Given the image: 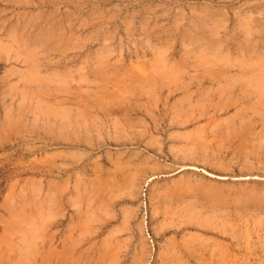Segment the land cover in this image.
Listing matches in <instances>:
<instances>
[{"label": "rangeland", "instance_id": "374dc122", "mask_svg": "<svg viewBox=\"0 0 264 264\" xmlns=\"http://www.w3.org/2000/svg\"><path fill=\"white\" fill-rule=\"evenodd\" d=\"M263 71L264 0H0V264H264Z\"/></svg>", "mask_w": 264, "mask_h": 264}, {"label": "bare ground", "instance_id": "6f19581e", "mask_svg": "<svg viewBox=\"0 0 264 264\" xmlns=\"http://www.w3.org/2000/svg\"><path fill=\"white\" fill-rule=\"evenodd\" d=\"M209 63H210V62H209ZM258 69H260V68H258ZM242 72H243V71H242ZM263 72H264V71H263ZM263 72H262V74H264ZM258 73H259V72H258ZM260 75H261V74H260ZM261 76H262V75H261ZM261 76H260V77H261ZM260 80H261L260 83H262V84H261V89H262V88H264V76L261 77ZM263 90H264V89H263ZM259 91H260V89H259ZM261 94H264V91H263ZM262 96H263V95H262ZM262 96H261V97H262ZM257 97H258V96H257ZM259 98H260V97H259ZM262 98H263V97H262ZM259 100H260V99H259ZM263 104H264V101H263ZM258 110H259V109H258ZM257 114H258V113H257ZM252 228H253V227H252ZM224 229H225V228H224ZM223 232H224V231H223ZM35 234H36V233H35ZM262 236H263V235H262ZM249 237H250V236H249ZM23 243H25V242L23 241ZM65 249H66V248H65ZM69 252H70V251H69ZM69 252H68V253H69Z\"/></svg>", "mask_w": 264, "mask_h": 264}]
</instances>
